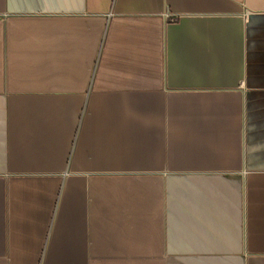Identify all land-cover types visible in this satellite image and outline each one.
<instances>
[{
	"label": "crops",
	"instance_id": "1",
	"mask_svg": "<svg viewBox=\"0 0 264 264\" xmlns=\"http://www.w3.org/2000/svg\"><path fill=\"white\" fill-rule=\"evenodd\" d=\"M0 264H264V0H0Z\"/></svg>",
	"mask_w": 264,
	"mask_h": 264
}]
</instances>
